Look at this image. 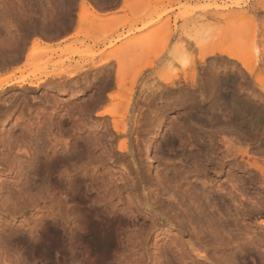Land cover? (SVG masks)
I'll use <instances>...</instances> for the list:
<instances>
[{
	"label": "rangeland",
	"instance_id": "rangeland-1",
	"mask_svg": "<svg viewBox=\"0 0 264 264\" xmlns=\"http://www.w3.org/2000/svg\"><path fill=\"white\" fill-rule=\"evenodd\" d=\"M263 46L264 0H0V264H264Z\"/></svg>",
	"mask_w": 264,
	"mask_h": 264
},
{
	"label": "bare ground",
	"instance_id": "bare-ground-1",
	"mask_svg": "<svg viewBox=\"0 0 264 264\" xmlns=\"http://www.w3.org/2000/svg\"><path fill=\"white\" fill-rule=\"evenodd\" d=\"M83 8H84V7H83ZM85 11H86V10H85ZM81 12H82V11H81ZM90 14H91V13H90ZM86 15H87V13H85V12H82V13L80 14V20H81V23H82L83 25H85V23H88V22H89V20H88V19H89V16H86ZM91 15H92V14H91ZM94 16H97V15H94ZM90 17H91V16H90ZM91 18H93V17H91ZM94 18H96V17H94ZM99 19H101V18H99ZM94 20H95V19H94ZM100 21H101V20H100ZM252 24H253L254 26H253ZM252 24H250V25H252V26L255 28V24H254V23H252ZM241 25H242V24H241ZM250 25H249V26H250ZM243 26H244V25H243ZM245 26H246L247 28H249V29L251 28V26H250V27L247 26V25H245ZM245 26H244V28H246ZM242 28H243V27H242ZM242 28H239V30L241 29V34L243 33V30H244V28H243V29H242ZM247 28L244 30V34L246 33L245 35H248V34H250L251 32H253V31L255 30V29H254V30L252 29L253 31H251V32L249 33L250 30L248 29L249 31H247ZM239 30H238V32H239ZM245 31H246V32H245ZM238 32L236 31V34H235V35H237ZM254 32H255V31H254ZM254 32L252 33V35L255 34ZM256 33H258V32H256ZM235 35H234V36H235ZM242 35H243V34H242ZM252 35H250V36L253 37L252 40L254 41V40L256 39V38H254V37H256V35H255V36H252ZM239 36H240V33L238 34L237 38H238ZM243 36H244V35H243ZM250 36L248 35L249 38H250ZM244 37H245V36H244ZM239 38L243 41L242 36H240ZM261 38H263V37H261ZM137 40H138V39H137ZM236 41H237V40H236ZM238 41H239V40H238ZM248 41H249V40H248V38H247V39H246V42H248ZM253 41H252L251 43L255 44ZM262 42H263V41H262ZM242 43H245V42H244V41H243V42L240 41V43H239V44H240L239 47H241V48L244 47V45H243ZM249 43H250V42H249ZM258 43H260V42H258ZM247 44H248V43H246L245 46H248ZM253 44H252L251 46L249 45L250 47H249V46H248V47L251 48V49L254 48L255 45L253 46ZM252 46H253V47H252ZM245 48H246V47H244V49L242 48V50L249 51V49L246 50ZM262 48H264V46H263ZM262 48L260 49V52L262 51ZM258 49H259V48H258ZM258 49H256V53H255L254 50H253V51H252L253 53L250 54V53H249L250 51H249L248 53H249L250 56H251V57L249 56V58H253V60L257 59V58H258L257 56H259V55H257V50H258ZM231 52H232V50H231ZM231 52H228V51H227V52H224V53H225L228 57H230L232 61H233V60H234V61L236 60V61H238L239 63L244 64L245 59H242V57L240 58V56H239L237 53H236V54H237V56H236L235 54H233V53H231ZM258 52H259V51H258ZM221 53H223V52H221ZM249 54H248V55H249ZM253 54H255V56L257 55V56H256L257 58L254 59V56H252ZM261 54H262V52H261ZM262 55H263V54H262ZM245 56H246V55H245ZM202 58L204 59L205 57H202ZM259 58H260V57H259ZM247 61H248V60H247ZM247 61H245V63H246ZM250 61H252V60L250 59L249 62H250ZM255 61H256V60H255ZM255 61H252L253 64L248 63V64H247V65L249 66L248 68H247V65H245V66H246L245 68H246L248 74H250L252 77H254L255 80H256L257 82H259V83L262 85V89H263V88H264V80L261 78V74H260V73H259V74H258V73L256 74V73L254 72V70H253V69L255 68V67H253L254 64H255ZM226 62H227V61H226ZM258 62H259V60L257 61V63H258ZM263 62H264V61H263ZM231 63H232V62H231ZM249 64H250V65H249ZM252 67H253V68H252ZM245 68H244V69H245ZM252 70H253V71H252ZM39 71H40V70H39ZM36 73H37V72H36ZM34 74H35V72H34ZM44 76H45V75H44ZM174 76L176 77V75H174ZM46 77L48 78L49 76L46 75ZM177 77H178V76H177ZM186 77H187V76H186ZM186 77H185V78H186ZM169 80H170V79H169ZM173 80H174V78L172 79V81H173ZM27 81H28V79H24V80L22 81V84L25 83V84H29V85H30V83L27 82ZM164 81H166V79H165ZM39 82H40V81H39ZM39 82H38V83H39ZM170 82H171V81H170ZM38 83L32 84L33 87H34L35 89H37V88L40 89L41 85L38 84ZM172 83L174 84V82H172ZM172 83H169V84H172ZM175 83H176V82H175ZM259 83H258V84H259ZM260 84H259V85H260ZM118 85H119V84H118ZM156 85H157V84H156ZM261 85H260V86H261ZM263 90H264V89H263ZM112 96H113V95H112ZM114 97H115V96H114ZM119 98H120V97H119ZM122 101H123V100H122ZM117 104H118V103H117ZM120 104H121V103H120ZM124 105H125V103H124ZM234 105H235V104H234ZM236 107H237V106H236ZM238 107H239V106H238ZM126 110H127V108H126ZM128 110H129V109H128ZM126 112H127V111H126ZM108 114H109V113H108ZM114 114H115V113H114ZM117 115H118V114H117ZM127 115H128V114H127ZM101 116H102V115H101ZM115 118H116V117H115ZM252 118H253V117H251V119H252ZM254 119H256V118H254ZM116 120H117V119H116ZM124 120H125V119H124ZM126 120H127V119H126ZM118 122H119V121H118ZM118 122H115V123H116V127L119 126V125L117 124ZM123 122H125V121H123ZM127 122H128V121H127ZM256 122H257V121H256ZM256 122H254V123H256ZM102 123H103V122H102ZM107 123H108V122H107ZM113 124H114V123H113ZM114 125H115V124H114ZM114 125H113V126H114ZM117 125H118V126H117ZM158 125H159V124H158ZM118 128H119V127H118ZM118 128H117V129H118ZM121 128H125L124 125L121 126ZM117 129H116V131H117ZM119 130H120V129H119ZM119 130H118V131H119ZM123 130H124V129H123ZM121 131H122V130H121ZM124 131H125V130H124ZM124 131H123L122 133H124ZM125 132H126V131H125ZM8 147H9V146H8ZM11 150H12V149H11ZM230 151H231V150H230ZM236 154H237V153H236ZM236 156H237V155H236ZM234 157H235V156H234ZM237 157H238V156H237ZM246 157H247V156H246ZM251 160H252V159H251ZM244 162H245V161H244ZM248 163H249V162H248ZM22 164H23V163H22ZM256 164H257V163H256ZM256 164H255V165H256ZM22 166H23V165H22ZM25 166H26V165H25ZM246 166H247V164H246ZM249 166H251V165H249ZM43 168H44V167H43ZM258 169H259V171H261V172L263 173V176H264V170H263L264 168L262 169V166L259 165ZM18 170H19V169H18ZM37 170H38V169H37ZM22 171H23V170H22ZM22 171H21V172H22ZM257 171H258V170H257ZM47 172H49V171H47ZM47 172H45V174H46ZM22 173H24V171H23ZM37 174H38V173H37ZM43 174H44V173H43ZM43 174H42V175H43ZM47 175H48V174H47ZM47 175H46V176H47ZM44 176H45V175H44ZM44 176H43V177H44ZM256 176H257V175H256Z\"/></svg>",
	"mask_w": 264,
	"mask_h": 264
},
{
	"label": "snow or ice",
	"instance_id": "snow-or-ice-1",
	"mask_svg": "<svg viewBox=\"0 0 264 264\" xmlns=\"http://www.w3.org/2000/svg\"><path fill=\"white\" fill-rule=\"evenodd\" d=\"M61 163L60 161H57V163L55 164L54 166V169H58L60 166H61Z\"/></svg>",
	"mask_w": 264,
	"mask_h": 264
}]
</instances>
